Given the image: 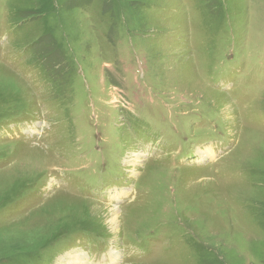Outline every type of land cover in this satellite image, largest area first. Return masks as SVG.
Returning <instances> with one entry per match:
<instances>
[{
    "label": "rangeland",
    "instance_id": "1",
    "mask_svg": "<svg viewBox=\"0 0 264 264\" xmlns=\"http://www.w3.org/2000/svg\"><path fill=\"white\" fill-rule=\"evenodd\" d=\"M249 130L264 0H0V264H264Z\"/></svg>",
    "mask_w": 264,
    "mask_h": 264
},
{
    "label": "bare ground",
    "instance_id": "2",
    "mask_svg": "<svg viewBox=\"0 0 264 264\" xmlns=\"http://www.w3.org/2000/svg\"><path fill=\"white\" fill-rule=\"evenodd\" d=\"M12 78H13V76H12ZM12 78H11V80H12ZM249 131H251L252 133L257 134V135L259 134V135H261L262 138H264V133L253 131V130H249ZM139 156H140V154H137L136 157H134L135 159L132 158V159L129 160V163H131V164L138 163L139 162V159H138ZM202 156H206V157L212 158V157H214V154L211 155V152L205 151V153L202 154ZM136 159H138V160H136ZM125 194H126V192H121L120 196H124ZM117 215H118V212L116 210L113 211L111 220L114 221L115 218L117 217ZM73 255L74 254H72V263L73 264H86V260L83 257V253L77 254V255H74V256ZM117 256L118 255H116L115 253H112V255H111L112 260H114Z\"/></svg>",
    "mask_w": 264,
    "mask_h": 264
},
{
    "label": "trees",
    "instance_id": "3",
    "mask_svg": "<svg viewBox=\"0 0 264 264\" xmlns=\"http://www.w3.org/2000/svg\"><path fill=\"white\" fill-rule=\"evenodd\" d=\"M31 257V256H30ZM28 259H31V258H28Z\"/></svg>",
    "mask_w": 264,
    "mask_h": 264
}]
</instances>
